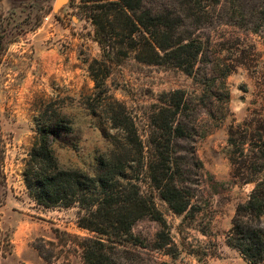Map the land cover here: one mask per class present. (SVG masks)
Here are the masks:
<instances>
[{"label": "rangeland", "instance_id": "374dc122", "mask_svg": "<svg viewBox=\"0 0 264 264\" xmlns=\"http://www.w3.org/2000/svg\"><path fill=\"white\" fill-rule=\"evenodd\" d=\"M89 1L0 0V264H49L32 246L42 238L58 243L56 229L88 236L78 228L77 208L47 210L30 198L24 168L37 138L36 117L44 108L60 111L74 130L60 139L72 145L58 150L63 168L94 176L99 158L112 148L101 120L85 106L95 91L88 67L102 55L85 15ZM227 8L184 20V37L202 46L192 76L140 63L131 54L112 67L106 81L110 93L136 115L147 146L151 115L162 94L182 90L192 109L178 118L193 130L186 142L176 144L174 168L193 208L175 214L143 179L142 191L167 223L170 245L156 249L161 223L145 216L132 227L136 245L121 247V264H247L225 243L236 205L252 189L232 179L228 131L246 118L256 121L257 112L264 115V29L227 25L221 14ZM55 256L53 264H83L74 252Z\"/></svg>", "mask_w": 264, "mask_h": 264}, {"label": "trees", "instance_id": "16d2710c", "mask_svg": "<svg viewBox=\"0 0 264 264\" xmlns=\"http://www.w3.org/2000/svg\"><path fill=\"white\" fill-rule=\"evenodd\" d=\"M89 2L92 4L84 5L85 15L95 27L102 55L89 64L95 91L85 106L101 120L102 135L112 148L99 158V172L94 176L63 168L58 150L72 145L60 139L72 134L73 127L60 111H39L36 142L24 168L29 196L47 210L77 208L78 228L88 234L80 237L56 229L58 243L37 240L33 248L49 264L58 251L79 254L83 264H121L117 258L121 247L136 245L133 225L148 215L162 227L156 249L169 246L165 241L167 223L152 197L142 191L145 178L175 214L183 215L193 208L189 191L178 184L174 168V148L186 142L193 130L178 119L192 110L188 94L176 90L159 97L158 108L151 115L147 146L136 115L110 93L106 81L112 67L133 54L140 63L174 67L192 76L202 46L184 37V20L209 17L220 13V7H228L221 12L227 25L253 24L251 32L264 29V0ZM257 117L256 121L246 118L241 124H233L228 131L232 179L252 189L236 205L225 243L247 264H264V115L257 112Z\"/></svg>", "mask_w": 264, "mask_h": 264}, {"label": "crops", "instance_id": "0c3cea01", "mask_svg": "<svg viewBox=\"0 0 264 264\" xmlns=\"http://www.w3.org/2000/svg\"><path fill=\"white\" fill-rule=\"evenodd\" d=\"M2 211V210H1ZM2 212H4V214L6 213V211H5V209H3V211ZM4 217V216H3ZM2 217V218H3ZM2 224H3V222H1V226H2ZM33 247V246H32ZM34 249V248H33ZM35 250V249H34ZM36 251V250H35ZM38 253V252H37ZM39 255V254H38ZM40 257V256H39ZM41 258V257H40ZM42 259V258H41Z\"/></svg>", "mask_w": 264, "mask_h": 264}]
</instances>
